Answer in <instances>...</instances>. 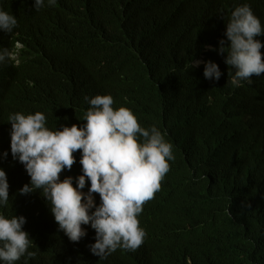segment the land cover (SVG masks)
Here are the masks:
<instances>
[{"label": "trees", "instance_id": "obj_1", "mask_svg": "<svg viewBox=\"0 0 264 264\" xmlns=\"http://www.w3.org/2000/svg\"><path fill=\"white\" fill-rule=\"evenodd\" d=\"M185 1L188 10L196 0ZM124 2L56 0L49 6L45 0L36 10L33 0H0V10L18 22L11 33L0 32V47L24 44L18 65L0 63L6 90L20 73L14 106L25 114L42 112L52 129L83 126L90 106L84 97L100 91L113 97L114 109L129 108L142 127L155 125L175 157L137 217L146 233L142 245L100 259L90 251L95 242L90 225H82L87 235L81 240L88 246L74 245L54 228L59 226L42 198L19 193L30 177L11 155L13 108H5L6 92L0 103V154L8 155L0 158V167L7 174L9 202L0 213H15L22 199L33 215L29 251L36 253L15 264H264V120L251 105L254 94L256 101L264 100V75L234 87L227 53L218 52L221 39L228 43L226 23L234 8L248 3L264 19V0H199L195 16L182 19L173 16L168 0L140 7ZM202 15L208 24L197 21ZM257 39L264 43V35ZM201 55L219 65V80L204 77V64L189 67ZM65 92L72 101L65 100ZM74 156L72 169L60 178L72 176L75 186L82 166L81 153ZM89 187L87 181L82 191ZM94 199L100 203L98 194Z\"/></svg>", "mask_w": 264, "mask_h": 264}, {"label": "clouds", "instance_id": "obj_2", "mask_svg": "<svg viewBox=\"0 0 264 264\" xmlns=\"http://www.w3.org/2000/svg\"><path fill=\"white\" fill-rule=\"evenodd\" d=\"M153 0H125L133 6H149ZM54 6L56 0H47ZM176 19L193 18L198 11L199 0L186 10L185 0H168ZM45 0H33V7L40 10ZM186 10V11H185ZM208 17H198L197 21L208 24ZM264 19L259 12L254 14L248 3L240 4L231 12L226 23L224 39L219 41L218 52L225 57L228 65V82L234 87L242 86V81L252 83L254 76L264 75V43L257 37L264 35ZM13 14L0 10V32L11 33L17 26ZM211 47V46H209ZM24 44L16 41L12 49L0 47V63L11 60L20 63ZM204 64L206 79L219 80L222 73L219 65L205 57L192 60L189 67ZM93 69L99 65L91 66ZM20 73L11 79L9 87L0 83V103L7 93L5 108L13 109L8 114L11 123L10 151L13 159L24 165L30 183L19 189L22 195L37 194L47 207L49 218L55 219L58 227L66 235V240L74 245L88 246L83 240L87 235L82 225H90L95 230V242L90 244L92 254L100 259L118 248L135 251L143 243L146 235L139 226L138 215L146 207L145 203L154 198L161 181L169 171V160H174L172 144L155 126L142 127L134 113L125 106L114 109L111 95H101L100 91L84 97L89 104L83 126L72 124L54 129L46 126L42 112L23 113L12 103L17 96ZM67 88H70L67 85ZM252 98V108L258 120H264V100ZM65 100L73 95L65 92ZM68 105H66L67 107ZM63 123V122H60ZM61 125V124H60ZM58 125V126H60ZM80 152L82 174L61 179V173L71 170L76 162L74 153ZM8 153L0 154V158ZM90 187L82 190L86 182ZM94 194L100 197L97 204ZM15 213H0V262L15 264L27 255L33 240L29 233L33 219L24 208ZM9 202V183L5 170L0 167V206ZM27 204V203H26ZM28 207V204H27ZM33 216V215H32Z\"/></svg>", "mask_w": 264, "mask_h": 264}, {"label": "bare ground", "instance_id": "obj_3", "mask_svg": "<svg viewBox=\"0 0 264 264\" xmlns=\"http://www.w3.org/2000/svg\"><path fill=\"white\" fill-rule=\"evenodd\" d=\"M75 76V75H74ZM8 93V92H7Z\"/></svg>", "mask_w": 264, "mask_h": 264}]
</instances>
